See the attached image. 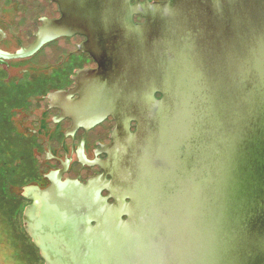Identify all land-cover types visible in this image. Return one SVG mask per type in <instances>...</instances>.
Returning a JSON list of instances; mask_svg holds the SVG:
<instances>
[{"label":"water","instance_id":"obj_1","mask_svg":"<svg viewBox=\"0 0 264 264\" xmlns=\"http://www.w3.org/2000/svg\"><path fill=\"white\" fill-rule=\"evenodd\" d=\"M125 1L74 0L114 51L80 103L115 108L113 178L29 185L43 169L8 121L25 230L43 264H264V0Z\"/></svg>","mask_w":264,"mask_h":264},{"label":"flooded vegetation","instance_id":"obj_2","mask_svg":"<svg viewBox=\"0 0 264 264\" xmlns=\"http://www.w3.org/2000/svg\"><path fill=\"white\" fill-rule=\"evenodd\" d=\"M164 1L128 0L123 6ZM76 5L74 0H0V120L10 121L12 136L28 138L43 169L29 185L41 189L55 181L86 185L94 178H113L107 162L121 125L115 108L108 104L105 115L95 119L93 109L80 103L86 89L101 78L104 67L95 54L114 51L110 42L87 33ZM132 19L138 25L146 21L137 12ZM51 21H58L59 30L48 37ZM37 41V48L25 53ZM136 124L130 121V131ZM23 193L32 196L24 188ZM100 193L113 202L109 189L102 187ZM23 197L26 206L33 203Z\"/></svg>","mask_w":264,"mask_h":264},{"label":"rangeland","instance_id":"obj_3","mask_svg":"<svg viewBox=\"0 0 264 264\" xmlns=\"http://www.w3.org/2000/svg\"><path fill=\"white\" fill-rule=\"evenodd\" d=\"M8 124L9 122L0 120V264H33L32 258L35 256L30 240L23 235L21 228L19 202L15 207L10 203L8 190L15 196L16 192L9 172Z\"/></svg>","mask_w":264,"mask_h":264},{"label":"trees","instance_id":"obj_4","mask_svg":"<svg viewBox=\"0 0 264 264\" xmlns=\"http://www.w3.org/2000/svg\"><path fill=\"white\" fill-rule=\"evenodd\" d=\"M14 142H19L18 140H15ZM31 151V150H30ZM32 152V151H31ZM7 173H8V170H7V172H6V175H7ZM6 175H5V177H6ZM10 193V203H11V205H16L19 201H21V198L22 199H24L25 200V198L23 197V195L21 194V195H19L18 197L17 196H15V195H13L12 194V192L10 191V190H8ZM7 196V195H6ZM8 197V196H7ZM18 198V199H17ZM15 207V206H14ZM24 208L25 207H22V209H21V215H23V212H24ZM20 221H22V225H21V228H22V231H23V235L25 236H27V238L30 240V246H31V250H33L34 252H35V258H32V262H33V264H39L40 262L39 261H41L42 263L41 264H43V262H44V259L42 258V256H41V254H40V251H39V249H38V247L34 244V242L32 241V238L30 237V235L27 233V231L25 230V228L23 227V220H22V216H21V218H20Z\"/></svg>","mask_w":264,"mask_h":264}]
</instances>
